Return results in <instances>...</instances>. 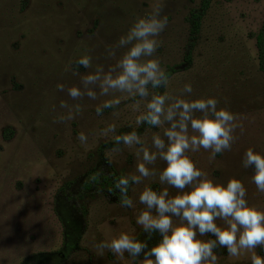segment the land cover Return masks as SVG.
Returning <instances> with one entry per match:
<instances>
[{
    "label": "rangeland",
    "instance_id": "374dc122",
    "mask_svg": "<svg viewBox=\"0 0 264 264\" xmlns=\"http://www.w3.org/2000/svg\"><path fill=\"white\" fill-rule=\"evenodd\" d=\"M157 2L162 3L161 15L168 17V24L157 37L162 44L154 58L165 71L180 68L166 87L150 88V93L180 95L184 84L191 83L193 93L184 98L215 97L218 109L227 108L237 117L243 132L236 129L231 150L215 159L203 149L188 155L214 182L226 185L230 178L240 179L248 203L264 210V193L252 182L254 169L242 167L246 150L264 155V75L258 69L254 38L264 21V0H211L195 36L188 17L201 0H0V264H21L37 253L59 254L56 264H141L143 255L133 260L125 254L121 259L105 250L97 257L92 242L110 241L122 232L146 240L149 248L160 242L158 232L148 239L136 224L144 209L138 200L143 188L166 187L158 177L129 188L134 208L121 207L115 196L92 181L135 172L136 147L116 145L115 136L137 131L150 146L151 137L163 133L136 124L146 112L147 100L124 99L97 115L95 107L111 96L74 101L67 93L69 87L80 86L81 76L94 71L78 67V58L90 55L93 66L107 70L126 48L117 49L114 57L107 56L106 48L116 45ZM57 84L65 90L59 91ZM61 101L80 103L82 113L71 121L54 122L66 112ZM109 124L116 131L101 135ZM81 132L88 137L86 143L78 139ZM113 147L122 151L113 153ZM155 167L162 169L164 162L157 161ZM177 191L169 189L171 195ZM59 194L65 197L62 214L70 210L63 208V201L78 212L73 219L80 233L79 249L66 257L57 215ZM217 254L218 264H251L253 255L242 250L232 257L224 248ZM256 254L264 256V249L257 248Z\"/></svg>",
    "mask_w": 264,
    "mask_h": 264
},
{
    "label": "clouds",
    "instance_id": "9594fccd",
    "mask_svg": "<svg viewBox=\"0 0 264 264\" xmlns=\"http://www.w3.org/2000/svg\"><path fill=\"white\" fill-rule=\"evenodd\" d=\"M162 7L160 2L154 4L151 12L137 18L116 45L106 48L108 57H114L117 49L126 48L107 70L102 65L93 66L92 57L87 54L75 62L84 69L94 67V71L81 76L80 86L67 89L74 101L111 96L95 107L97 115H101L104 109H113L124 99H146V112L137 117L136 124L163 129L162 134L151 137L150 146L137 131L115 136L116 145L136 147L137 156L135 172L121 176L114 184L120 192L121 207H135L128 195L133 185L153 177L166 185L160 191L145 186L138 196L144 209L136 216V224L148 239L158 232L160 242L149 248L146 240L122 232L110 241L93 240L91 246L97 257H103L105 250L121 259L125 254L133 260L143 255L141 264H218L217 251L221 248L232 257L240 256L242 250L251 251V264H264V256L256 254L257 248L264 249V210L248 203L247 189L240 179L230 178L226 185L214 182L188 155L203 149L210 152L209 159H215L217 154L231 150L237 139L236 129L243 132L242 125L236 123L237 117L227 108L218 109L215 97L184 98L193 93L191 83L184 84L180 95L150 93V88L169 84L166 71L154 58L162 44L157 37L168 24V17L161 15ZM73 75L79 72L74 71ZM56 87L65 90L63 84ZM60 108L66 112L54 122L71 121L83 111L80 103L70 105L66 101L60 102ZM115 131L116 126L109 124L101 135ZM78 139L86 143L88 137L81 132ZM121 151L120 147L112 149L113 153ZM157 161L164 162L162 169L155 167ZM242 167L254 169L252 182L258 192L264 193V155L251 148L246 150ZM170 188L177 189V193L171 195ZM209 234L215 238H200Z\"/></svg>",
    "mask_w": 264,
    "mask_h": 264
},
{
    "label": "trees",
    "instance_id": "16d2710c",
    "mask_svg": "<svg viewBox=\"0 0 264 264\" xmlns=\"http://www.w3.org/2000/svg\"><path fill=\"white\" fill-rule=\"evenodd\" d=\"M25 1H22L21 3V10L24 8ZM211 0H201L199 8L197 10H193L190 12V15L188 17V22L190 24V33L195 36L200 28V23L205 15L206 11L209 9ZM192 36V37H193ZM255 38V47L257 50V61H258V69L259 71L264 75V21L262 22V25L257 32V34L254 36ZM191 47V45H190ZM190 50H187V54L185 56V63L187 64L190 62ZM180 66H173L169 67L166 70V73L168 77H170L173 73H175ZM120 176H117L116 174H112L108 176L107 178L101 177L100 179H92V181L96 184H99L101 188H105L110 195L115 196L117 200L120 202V192L118 189L114 187V184L116 180H118ZM111 189V191H109ZM64 193V192H63ZM57 197V215L58 218L62 224L63 227V250L62 255L63 257H66L67 254L75 252L79 249V240H80V233L76 231L74 228V215L75 213L78 214L77 209L71 205L68 201L62 202L63 208H66L69 206V214L64 215L62 214L60 209L61 204V197L65 198L61 194ZM59 254L55 253H37L30 256H27L21 264H56L55 258L58 257Z\"/></svg>",
    "mask_w": 264,
    "mask_h": 264
}]
</instances>
